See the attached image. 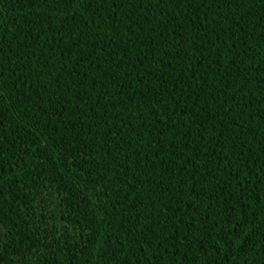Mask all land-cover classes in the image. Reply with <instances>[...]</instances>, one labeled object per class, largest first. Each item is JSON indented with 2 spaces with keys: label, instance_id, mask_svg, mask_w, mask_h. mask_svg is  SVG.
Wrapping results in <instances>:
<instances>
[{
  "label": "trees",
  "instance_id": "16d2710c",
  "mask_svg": "<svg viewBox=\"0 0 264 264\" xmlns=\"http://www.w3.org/2000/svg\"><path fill=\"white\" fill-rule=\"evenodd\" d=\"M0 264H264V0H0Z\"/></svg>",
  "mask_w": 264,
  "mask_h": 264
}]
</instances>
